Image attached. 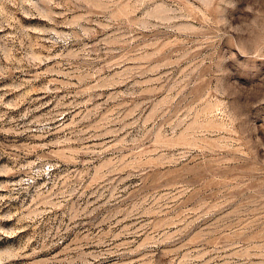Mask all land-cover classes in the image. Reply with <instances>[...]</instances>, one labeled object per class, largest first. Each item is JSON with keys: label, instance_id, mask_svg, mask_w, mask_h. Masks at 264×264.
I'll return each instance as SVG.
<instances>
[{"label": "rangeland", "instance_id": "obj_1", "mask_svg": "<svg viewBox=\"0 0 264 264\" xmlns=\"http://www.w3.org/2000/svg\"><path fill=\"white\" fill-rule=\"evenodd\" d=\"M0 264H264V0H0Z\"/></svg>", "mask_w": 264, "mask_h": 264}]
</instances>
